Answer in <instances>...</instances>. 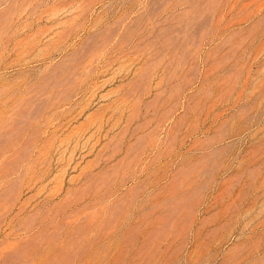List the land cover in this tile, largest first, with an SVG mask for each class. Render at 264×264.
<instances>
[{"label":"rangeland","instance_id":"374dc122","mask_svg":"<svg viewBox=\"0 0 264 264\" xmlns=\"http://www.w3.org/2000/svg\"><path fill=\"white\" fill-rule=\"evenodd\" d=\"M0 264H264V0H0Z\"/></svg>","mask_w":264,"mask_h":264}]
</instances>
